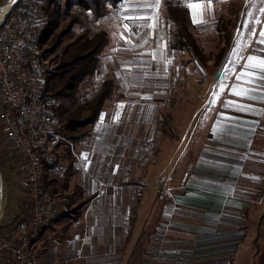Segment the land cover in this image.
Masks as SVG:
<instances>
[{
	"label": "crops",
	"instance_id": "0c3cea01",
	"mask_svg": "<svg viewBox=\"0 0 264 264\" xmlns=\"http://www.w3.org/2000/svg\"><path fill=\"white\" fill-rule=\"evenodd\" d=\"M245 87L264 95L263 80ZM235 96L232 107L264 106ZM126 102L105 106L93 135L74 144L70 169L62 162L68 183L55 186L73 208L82 205L69 226L58 219L44 229L32 264H264V150L252 145L259 121L237 110L176 144L159 107L148 105L145 116L143 105L127 111ZM213 149L221 158L209 162L213 169L190 170L188 156ZM163 179L170 191L160 196ZM10 229L2 225L0 233Z\"/></svg>",
	"mask_w": 264,
	"mask_h": 264
},
{
	"label": "rangeland",
	"instance_id": "374dc122",
	"mask_svg": "<svg viewBox=\"0 0 264 264\" xmlns=\"http://www.w3.org/2000/svg\"><path fill=\"white\" fill-rule=\"evenodd\" d=\"M9 1L0 0V7ZM40 1L43 2L42 6L37 8ZM173 1L185 6V0ZM193 2H199V0H193ZM140 3L141 0H122L117 8L109 7V14L98 21L94 20L90 12L78 14L80 18L74 28L75 38L86 30L90 32V36L103 31L108 37V43L100 57L102 72L93 77L92 87L78 89L77 104H82L93 98L102 88L104 81L115 76L121 83L123 93L121 100L127 101L126 110L135 111V109H131L133 106L143 105L144 115L147 116L149 114L145 110H149L148 105L159 107L160 116L167 117L163 121V129L176 136L173 138L176 144L181 142V138L184 137H188L191 142V139H196L194 137H200L207 132L211 122L213 123L215 119L237 117L239 116L237 110H241L240 113H244L247 117L253 116L251 118L259 121L256 124L255 143L253 142L252 145L257 150L263 151L264 106L257 108L232 107L233 95L230 89L234 86L246 88L245 86L248 85L238 79L242 72L254 71L247 68L248 57L255 56L264 59V44L260 43L264 37L259 35L261 31H264V0H212L210 9L206 5L203 22L193 23L197 27L195 32L205 58L202 62L195 60L190 53L185 51L173 54L169 52L172 24L165 19V0H161L158 24L155 29L136 27L138 23H148L146 20H125V16L152 13L153 9H141ZM46 5L47 0H23L19 7V9L31 12L39 10L41 16L35 30L37 39L47 24L43 11ZM124 24L132 25V33L124 29ZM122 36L127 38L130 43L121 38ZM73 41L74 38L66 40L62 48ZM145 41L147 42L145 43ZM227 42L229 45H226ZM223 48L226 49L224 57L219 63H216L217 56ZM46 57L49 60V67L54 69L56 65L51 62L54 57ZM247 79V77L244 78V80ZM256 81L258 83L262 80L257 79ZM235 98L238 97L235 96ZM119 101L109 99L105 102L102 111L105 106ZM127 126L134 127L130 121ZM187 132L195 134L186 136ZM203 138L205 139V136ZM201 142L199 140L198 144ZM192 148L197 149L199 146L195 144ZM216 150L198 152L188 156V160L191 159L190 164H193L190 170H196V166L199 167L198 173L213 169L209 162H215L216 159L221 160L217 156ZM224 157L226 162L237 159L230 155ZM0 173L4 205L0 227L5 225L8 230L26 215L29 211V202L20 185L21 164L1 132ZM171 179L176 183L180 177L177 178L176 175ZM58 181L61 179H54L52 186L54 195L59 192L62 194L61 199L57 200V212H71L75 209V216L78 215L82 204L73 208L72 203L67 201L69 196L64 193L65 191L55 186ZM162 181L164 179L160 181L161 187L158 191L160 196H165L170 190Z\"/></svg>",
	"mask_w": 264,
	"mask_h": 264
},
{
	"label": "built area",
	"instance_id": "2783aa9c",
	"mask_svg": "<svg viewBox=\"0 0 264 264\" xmlns=\"http://www.w3.org/2000/svg\"><path fill=\"white\" fill-rule=\"evenodd\" d=\"M40 16L39 10L19 9L0 20V132L19 159L29 202L27 215L0 234V264H32L34 243L57 205L48 183L65 177L58 144H68L78 158L74 144L56 131L62 100L47 91L51 68L35 36Z\"/></svg>",
	"mask_w": 264,
	"mask_h": 264
},
{
	"label": "trees",
	"instance_id": "16d2710c",
	"mask_svg": "<svg viewBox=\"0 0 264 264\" xmlns=\"http://www.w3.org/2000/svg\"><path fill=\"white\" fill-rule=\"evenodd\" d=\"M22 2L23 0L16 5L13 12L19 9ZM121 2L122 0H47V5L43 8L47 24L38 40L44 54L53 56L51 62L56 65L54 69L46 72L47 91L62 100L60 108L56 111V131L74 144L82 143L93 135L106 101H119L123 98L120 81L111 76L104 81L102 88L93 98L77 104L78 89L92 87L93 77L102 72L100 57L108 43V37L103 31L90 36V32L86 30L75 38L74 28L80 18L78 14L90 12L94 20L98 21L109 14V7L117 8ZM164 5L165 19L172 24L169 52L173 54L185 51L195 60L204 61L203 50L195 32L197 27L192 22L189 9L173 0H165ZM72 38L74 41L62 48L63 43ZM226 45H229L228 42ZM225 52V48L220 51L216 63L222 60ZM58 149L61 161L69 164L70 169L73 161L70 146L60 142ZM62 180H65V184L68 183L66 178ZM74 216L75 209L62 212L53 217L50 223L59 219L58 222L69 226Z\"/></svg>",
	"mask_w": 264,
	"mask_h": 264
},
{
	"label": "snow or ice",
	"instance_id": "6c2138e0",
	"mask_svg": "<svg viewBox=\"0 0 264 264\" xmlns=\"http://www.w3.org/2000/svg\"><path fill=\"white\" fill-rule=\"evenodd\" d=\"M161 4V0H141L140 8L141 9H153L152 13L141 14L135 16H125V20L132 21H142L146 20L148 23L146 24H136V27H145L150 29H155L158 24V10ZM212 4V0H199V2H193V0H185V6L189 9L193 23H202L203 22V14L205 11V6L210 9ZM124 29L129 33H132V25L124 24ZM255 35V33H253ZM261 37H264V31H261L259 34ZM126 40V42L130 43L125 37H121ZM147 41H145L146 43ZM261 44H264V39L260 41ZM155 55V54H153ZM247 68L253 69L254 71H245L242 72L238 79L243 80L245 83H253L255 80L260 79L264 80V59L259 57L250 56L247 60ZM247 77V80L244 78ZM232 94L238 97L247 98V99H259L264 101V95L261 96H253L250 95V90L243 87H236L232 90Z\"/></svg>",
	"mask_w": 264,
	"mask_h": 264
},
{
	"label": "bare ground",
	"instance_id": "6f19581e",
	"mask_svg": "<svg viewBox=\"0 0 264 264\" xmlns=\"http://www.w3.org/2000/svg\"><path fill=\"white\" fill-rule=\"evenodd\" d=\"M17 0H10L6 5H3L0 7V20L3 18L4 14L7 13L12 5L16 2ZM2 188V182L0 180V189ZM3 197L0 196V218L2 215V209H3V203H2Z\"/></svg>",
	"mask_w": 264,
	"mask_h": 264
},
{
	"label": "water",
	"instance_id": "95a60500",
	"mask_svg": "<svg viewBox=\"0 0 264 264\" xmlns=\"http://www.w3.org/2000/svg\"><path fill=\"white\" fill-rule=\"evenodd\" d=\"M21 0H17L13 5L12 7L10 8L9 11H13V9L16 7V5L20 2ZM0 180H1V173H0ZM0 196L3 197V189L1 188L0 189Z\"/></svg>",
	"mask_w": 264,
	"mask_h": 264
}]
</instances>
